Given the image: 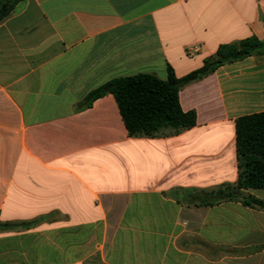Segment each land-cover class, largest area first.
Instances as JSON below:
<instances>
[{
	"label": "crops",
	"instance_id": "obj_1",
	"mask_svg": "<svg viewBox=\"0 0 264 264\" xmlns=\"http://www.w3.org/2000/svg\"><path fill=\"white\" fill-rule=\"evenodd\" d=\"M251 36L264 39V0L16 3L0 19V264H264L263 209L187 203L236 183L234 122L264 112V59L182 87L196 124L177 134L129 137L111 94L86 101Z\"/></svg>",
	"mask_w": 264,
	"mask_h": 264
},
{
	"label": "trees",
	"instance_id": "obj_2",
	"mask_svg": "<svg viewBox=\"0 0 264 264\" xmlns=\"http://www.w3.org/2000/svg\"><path fill=\"white\" fill-rule=\"evenodd\" d=\"M21 0H0V19ZM249 56L264 59V39L251 36L220 45L204 59L203 65L177 78L168 68L166 79L153 74H137L112 79L86 96L87 105L111 94L117 104L129 137L153 138L166 131L177 134L196 124L192 111H182L178 93L185 85L211 74L219 66ZM235 151L238 177L234 184L225 183L211 191L187 190V203L210 206L225 201H240L243 205L264 210V201L242 196L241 189H264V112L238 117L234 122Z\"/></svg>",
	"mask_w": 264,
	"mask_h": 264
}]
</instances>
